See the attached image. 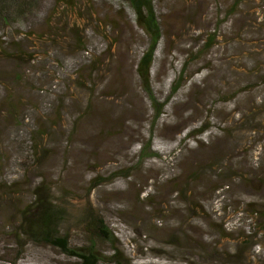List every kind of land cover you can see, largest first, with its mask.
<instances>
[{
  "label": "rangeland",
  "instance_id": "374dc122",
  "mask_svg": "<svg viewBox=\"0 0 264 264\" xmlns=\"http://www.w3.org/2000/svg\"><path fill=\"white\" fill-rule=\"evenodd\" d=\"M153 6L160 118L125 1L29 0L0 21V264H75L22 231L41 203L71 248L103 219L98 264H264V0Z\"/></svg>",
  "mask_w": 264,
  "mask_h": 264
},
{
  "label": "trees",
  "instance_id": "16d2710c",
  "mask_svg": "<svg viewBox=\"0 0 264 264\" xmlns=\"http://www.w3.org/2000/svg\"><path fill=\"white\" fill-rule=\"evenodd\" d=\"M135 12V18L139 25L148 33L150 42L146 48L142 51L139 60L136 64V73L142 85L149 93V100L153 104V108L156 112L157 117H161L163 114L160 107L157 108L156 100L152 96L150 91V69L155 59V54L160 46V42L163 39V33L159 18L155 13L153 6V0H123ZM29 4V0H0V21H8L10 18H14L18 13H23L25 5ZM13 10L15 13L13 14ZM12 14V15H11ZM14 15V16H13ZM214 37L211 36L210 39ZM211 42V40H210ZM181 84L176 81L173 85L172 90L175 93L179 90ZM205 127L201 126L200 132L205 131ZM190 134V130L186 132ZM143 157H147L151 153V147L148 146L141 150ZM203 172L207 166L205 164L199 167ZM200 172V170H199ZM178 194H183V191L178 190ZM37 211L27 212L24 216L28 222V225L22 229L32 241L36 243L46 242L62 250L67 255L75 258V264H98L100 262V256L95 248V241L108 240L110 241L113 237L103 219L92 213L87 214L83 220L84 230L88 233L87 246L84 248H71L68 243V239L65 235H61L57 227L56 221L58 218V210L51 207L49 204L41 203L37 206ZM25 213V212H24ZM260 229L264 232V220L260 222ZM95 240V241H94ZM16 254L15 258L17 257ZM118 253L115 250L112 258H117ZM15 260V259H13ZM9 264H15L8 262Z\"/></svg>",
  "mask_w": 264,
  "mask_h": 264
}]
</instances>
